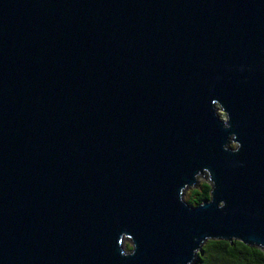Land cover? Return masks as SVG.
Masks as SVG:
<instances>
[{
  "label": "water",
  "instance_id": "1",
  "mask_svg": "<svg viewBox=\"0 0 264 264\" xmlns=\"http://www.w3.org/2000/svg\"><path fill=\"white\" fill-rule=\"evenodd\" d=\"M214 238L264 251V0H0V264Z\"/></svg>",
  "mask_w": 264,
  "mask_h": 264
},
{
  "label": "trees",
  "instance_id": "2",
  "mask_svg": "<svg viewBox=\"0 0 264 264\" xmlns=\"http://www.w3.org/2000/svg\"><path fill=\"white\" fill-rule=\"evenodd\" d=\"M198 174L202 172L196 176ZM196 182L197 180L183 196L188 204H196L209 195V183L205 179ZM128 247L124 251H128ZM188 264H264V251L237 239H206L196 249Z\"/></svg>",
  "mask_w": 264,
  "mask_h": 264
},
{
  "label": "rangeland",
  "instance_id": "3",
  "mask_svg": "<svg viewBox=\"0 0 264 264\" xmlns=\"http://www.w3.org/2000/svg\"><path fill=\"white\" fill-rule=\"evenodd\" d=\"M218 111H219V115H220V117H225V114H224V112L220 109V107H218V109H217ZM229 143H230V145L231 146H233L234 144H235V142L232 140V139H230L229 140ZM207 178V173L206 172H203L202 174H198L197 176H196V180H197V182L198 181H200L201 179H206ZM196 182V183H197ZM192 185H189V186H187L185 189H184V193H183V196L185 195V193H186V191L188 190V188H190ZM120 245H121V247H122V249L123 250H126L127 248L126 247H128V248H130V240H129V238L127 237V236H123L122 237V239H121V243H120Z\"/></svg>",
  "mask_w": 264,
  "mask_h": 264
}]
</instances>
